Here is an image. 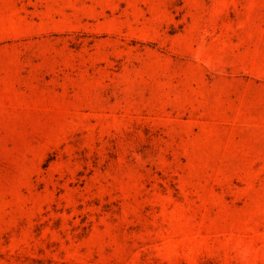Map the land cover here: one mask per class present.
I'll use <instances>...</instances> for the list:
<instances>
[{
    "label": "rangeland",
    "instance_id": "obj_1",
    "mask_svg": "<svg viewBox=\"0 0 264 264\" xmlns=\"http://www.w3.org/2000/svg\"><path fill=\"white\" fill-rule=\"evenodd\" d=\"M0 264H264V0H0Z\"/></svg>",
    "mask_w": 264,
    "mask_h": 264
}]
</instances>
